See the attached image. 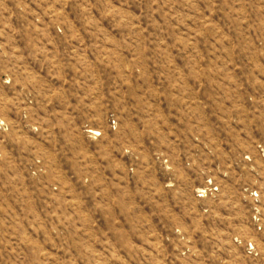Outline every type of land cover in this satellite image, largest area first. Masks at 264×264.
<instances>
[{"label": "rangeland", "instance_id": "1", "mask_svg": "<svg viewBox=\"0 0 264 264\" xmlns=\"http://www.w3.org/2000/svg\"><path fill=\"white\" fill-rule=\"evenodd\" d=\"M0 264H264V0H0Z\"/></svg>", "mask_w": 264, "mask_h": 264}]
</instances>
